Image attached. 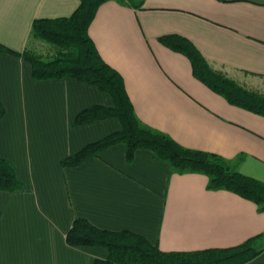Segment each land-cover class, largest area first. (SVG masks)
<instances>
[{"label": "crops", "instance_id": "1", "mask_svg": "<svg viewBox=\"0 0 264 264\" xmlns=\"http://www.w3.org/2000/svg\"><path fill=\"white\" fill-rule=\"evenodd\" d=\"M80 0H0V42L31 48L33 22L68 17ZM142 4V5H141ZM102 58L125 79L138 117L180 144L214 152L264 182V116L230 104L193 74L191 61L159 41L190 39L217 70L264 93V0H108L89 28ZM0 157L22 189L0 190V264H94L108 250L75 246V218L132 230L164 251L230 247L264 234V211L202 173L171 172L147 149L128 161L118 143L84 164L62 161L121 128L115 118L75 125L79 112L112 106L98 87L36 79L22 56L0 54ZM240 158L239 163H237ZM245 264H264V251Z\"/></svg>", "mask_w": 264, "mask_h": 264}, {"label": "trees", "instance_id": "2", "mask_svg": "<svg viewBox=\"0 0 264 264\" xmlns=\"http://www.w3.org/2000/svg\"><path fill=\"white\" fill-rule=\"evenodd\" d=\"M106 1L80 0L78 8L68 17L36 19L32 26V37L50 45L53 52L49 56H43L32 48L18 52L0 42V54L22 56L32 65L36 79L75 78L98 87L112 97V106L97 104L88 107L78 113L74 124L115 118L120 121L121 128L87 144L65 158L62 165L80 166L113 145L124 143L128 161H132L140 149L151 150L170 165L172 173L205 174L208 176V189L232 191L255 202L258 210L263 212V181L243 174L222 155L180 144L169 134L138 117L124 77L102 58L89 33L91 23ZM159 41L187 56L194 76L230 104L264 116V93L249 89L215 69L190 39L180 34H165L159 37ZM5 113V106L0 102V119ZM239 161L240 158L237 163ZM22 187L23 182L14 165L0 157V190L13 192ZM66 237L71 245L107 248L108 257L97 259L94 264H245L264 251V234L230 247L164 251L157 242L141 233L101 228L84 217L74 219Z\"/></svg>", "mask_w": 264, "mask_h": 264}, {"label": "rangeland", "instance_id": "3", "mask_svg": "<svg viewBox=\"0 0 264 264\" xmlns=\"http://www.w3.org/2000/svg\"><path fill=\"white\" fill-rule=\"evenodd\" d=\"M30 45L32 46L31 48L33 50H35L36 52H39L43 56H49V54L53 52L48 43L35 39V38L32 39V42L30 43Z\"/></svg>", "mask_w": 264, "mask_h": 264}]
</instances>
